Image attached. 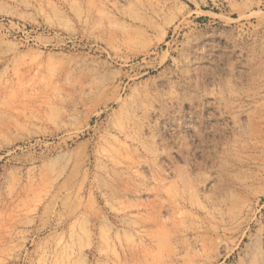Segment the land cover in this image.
I'll list each match as a JSON object with an SVG mask.
<instances>
[{
	"label": "rangeland",
	"instance_id": "obj_1",
	"mask_svg": "<svg viewBox=\"0 0 264 264\" xmlns=\"http://www.w3.org/2000/svg\"><path fill=\"white\" fill-rule=\"evenodd\" d=\"M0 264H264V0H0Z\"/></svg>",
	"mask_w": 264,
	"mask_h": 264
}]
</instances>
